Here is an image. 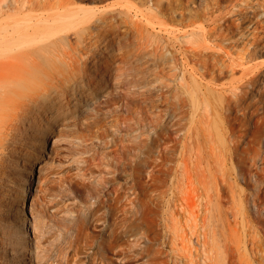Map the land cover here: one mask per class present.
<instances>
[{
	"label": "rangeland",
	"instance_id": "1",
	"mask_svg": "<svg viewBox=\"0 0 264 264\" xmlns=\"http://www.w3.org/2000/svg\"><path fill=\"white\" fill-rule=\"evenodd\" d=\"M117 1L131 9L124 8L121 14L119 4L109 6ZM79 4L105 8L107 20L94 30L92 40H86L87 33L78 37L71 30L68 45L101 48L110 42L121 48L124 61L106 75L97 93L100 100L85 104L80 117L74 114L68 135L48 139L42 188L32 207L30 198L24 206L33 250L29 257L34 264H213L201 249L181 242L180 234L194 238L193 226L170 197L179 139L191 111L182 86L191 83L192 75L202 80L204 66L208 68L205 82H210L214 71L213 86L223 90L225 99H232L230 105L224 102L223 111H228L229 128L243 135L240 148L250 154L256 148L264 154V0H79ZM200 29L209 31L205 38L184 36L186 30ZM98 31L107 40L96 37ZM220 46L229 51L228 56ZM222 61L229 67L219 71ZM242 62L246 65H239ZM250 66L257 67L259 80L238 101L230 89L244 84L243 69ZM163 124L177 126L170 132L177 148L160 159L156 132ZM162 164L171 170L165 173ZM238 169L237 183L231 176L227 179L235 201L227 192L222 199L225 209L233 207L237 212V221L228 216L229 222L221 223L217 216L216 238L224 246L237 240L245 220L236 204L242 194L249 200L245 232L251 238L252 225L257 227L264 247V180L256 183L254 166L247 158L240 159ZM188 170L184 173L196 181L200 171L195 162ZM181 180L185 189L189 181L184 176ZM46 185L50 190L43 189ZM251 193L256 194V205ZM170 213L178 220L177 232L169 227Z\"/></svg>",
	"mask_w": 264,
	"mask_h": 264
},
{
	"label": "bare ground",
	"instance_id": "2",
	"mask_svg": "<svg viewBox=\"0 0 264 264\" xmlns=\"http://www.w3.org/2000/svg\"><path fill=\"white\" fill-rule=\"evenodd\" d=\"M116 4L122 7L121 14L125 12L124 8L131 9L129 4L119 1L109 6ZM104 11L105 8L82 6L79 0H0V264L35 263L29 257L33 250L28 239L24 206L30 198L32 207L42 188L40 174L44 170L43 154H46L48 139L68 135L75 124L74 114L80 117L86 112L82 111L85 104H96L100 100L97 93L106 83V75L113 66L118 69L119 62L124 61L121 48L113 47L110 42L101 48L68 45L67 33L71 30L78 37L87 33L86 40H92L94 30L100 29L107 20ZM186 31L184 36L189 38L194 35L205 38L209 32L205 29ZM101 35L98 31L96 37ZM103 36L100 38L107 40V36ZM220 48L228 56L229 51ZM183 57L186 60L188 56L183 53ZM218 63L214 62L212 68ZM227 67L229 65H220L219 71ZM204 68L207 70L200 77L203 84L192 75L191 83L184 82L182 86L191 111L179 139L170 197L175 199L182 218L192 222L194 238L187 234L179 236L182 243L188 242L190 249L205 252L213 264H264L263 243L260 244L261 239L257 238L260 231L252 225L255 234L249 238L245 232L249 201L246 195H239L236 202L239 205L236 209L245 220L235 243L227 242L224 246L221 239L216 238L214 221L217 216L221 223L229 222L228 216L237 221L234 208L222 206L225 192L231 201L236 199L234 191L228 188L227 179L231 176L237 183L241 175L238 163L247 158L254 166L255 181L259 184L264 180V154L256 148L251 154L249 149L240 148L243 135L229 128L228 111H223L224 102L230 105L232 99H225L223 90L213 86L214 71L209 74L210 82H205L207 78L203 75L208 74V68ZM256 69V66L244 67L245 82L230 89L231 96L239 101L248 95L249 89L259 80ZM182 81H185L184 76ZM94 94L96 96L92 98ZM173 130H178L174 124L169 127L163 124L156 132L161 147L160 159L177 148L171 141ZM258 160L260 165H257ZM190 162H195L200 171L196 181L184 173L189 172ZM161 167L165 173L172 168L167 164ZM182 167H185L184 171ZM154 174L152 170L153 179ZM182 176L189 181L185 189L181 185ZM236 186L243 193L244 190L238 184ZM43 189L50 190V186ZM251 195L256 205V194ZM168 217L173 222L169 227L177 232L178 220L172 213ZM31 226L36 229L34 222Z\"/></svg>",
	"mask_w": 264,
	"mask_h": 264
}]
</instances>
